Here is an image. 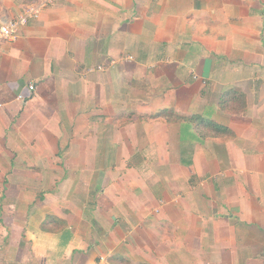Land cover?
Returning a JSON list of instances; mask_svg holds the SVG:
<instances>
[{
    "label": "crops",
    "instance_id": "crops-1",
    "mask_svg": "<svg viewBox=\"0 0 264 264\" xmlns=\"http://www.w3.org/2000/svg\"><path fill=\"white\" fill-rule=\"evenodd\" d=\"M0 264H264V0H57L0 38Z\"/></svg>",
    "mask_w": 264,
    "mask_h": 264
},
{
    "label": "built area",
    "instance_id": "built-area-1",
    "mask_svg": "<svg viewBox=\"0 0 264 264\" xmlns=\"http://www.w3.org/2000/svg\"><path fill=\"white\" fill-rule=\"evenodd\" d=\"M57 0H40L36 3H29L23 10L16 16V18L11 19L0 25V38H13L15 37L17 28L21 24L27 23L30 19H36L39 17L40 11L43 6H47L55 3ZM130 57V56H126ZM102 66L98 65L97 69H101ZM29 88L33 89L34 85L29 84ZM21 98L22 95H19Z\"/></svg>",
    "mask_w": 264,
    "mask_h": 264
},
{
    "label": "trees",
    "instance_id": "trees-1",
    "mask_svg": "<svg viewBox=\"0 0 264 264\" xmlns=\"http://www.w3.org/2000/svg\"><path fill=\"white\" fill-rule=\"evenodd\" d=\"M233 93L232 95H229L227 93L223 94L220 99V105L222 109L228 110V111H238L241 110L244 106V101H243V95L241 92H237L235 90H232ZM201 123H206L209 125L212 129L215 130V134L220 132V130H223L224 127L212 122L211 120H201Z\"/></svg>",
    "mask_w": 264,
    "mask_h": 264
}]
</instances>
